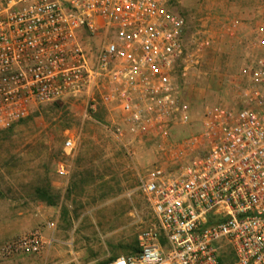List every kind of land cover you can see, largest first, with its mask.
Masks as SVG:
<instances>
[{
	"label": "built area",
	"instance_id": "2783aa9c",
	"mask_svg": "<svg viewBox=\"0 0 264 264\" xmlns=\"http://www.w3.org/2000/svg\"><path fill=\"white\" fill-rule=\"evenodd\" d=\"M186 29L171 0H0V131L39 104L80 99L87 120L119 114L105 126L116 138L169 151L170 166L139 185L156 226L108 264H264V22L253 28L258 53L240 69L241 107L206 104L200 128L173 144L196 120L177 76L213 45ZM63 147L74 149L73 137ZM55 227L28 229L2 253L41 257L54 242L44 230Z\"/></svg>",
	"mask_w": 264,
	"mask_h": 264
},
{
	"label": "rangeland",
	"instance_id": "374dc122",
	"mask_svg": "<svg viewBox=\"0 0 264 264\" xmlns=\"http://www.w3.org/2000/svg\"><path fill=\"white\" fill-rule=\"evenodd\" d=\"M259 2L257 23L237 38L229 35L223 13L198 9L199 0H171L186 20L189 38L205 31L213 41L196 68L177 76L180 96L191 104L196 120L173 134V144L200 128L206 104L241 107L240 69L258 53L253 28L264 22V0ZM84 114L80 99L43 103L0 131V264H108L138 251L139 234L156 226L139 185L154 166H170L167 147L130 134L116 138L105 127L120 121L116 112L102 113V120H87ZM69 136L72 150L63 147ZM24 209L37 215L23 219L17 212ZM48 221L56 225L44 230L55 239L49 254L2 253L5 241Z\"/></svg>",
	"mask_w": 264,
	"mask_h": 264
},
{
	"label": "crops",
	"instance_id": "0c3cea01",
	"mask_svg": "<svg viewBox=\"0 0 264 264\" xmlns=\"http://www.w3.org/2000/svg\"><path fill=\"white\" fill-rule=\"evenodd\" d=\"M200 4L198 9H207L215 12V14H224L225 18L229 20L227 24V31L229 35L239 37L246 33L248 28L253 23H257L256 18L262 12L259 0H199ZM36 211V210H35ZM34 210L29 213L27 210L17 212L22 215V218L32 217L33 214L37 215ZM39 211V210H38ZM55 240V239H54ZM50 253V249L44 254ZM120 256V255H119Z\"/></svg>",
	"mask_w": 264,
	"mask_h": 264
}]
</instances>
